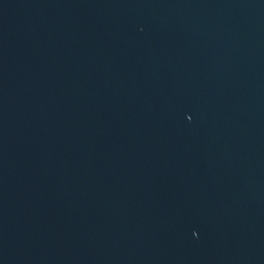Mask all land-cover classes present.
Segmentation results:
<instances>
[{
	"label": "water",
	"instance_id": "1",
	"mask_svg": "<svg viewBox=\"0 0 264 264\" xmlns=\"http://www.w3.org/2000/svg\"><path fill=\"white\" fill-rule=\"evenodd\" d=\"M0 264H264V0H0Z\"/></svg>",
	"mask_w": 264,
	"mask_h": 264
}]
</instances>
